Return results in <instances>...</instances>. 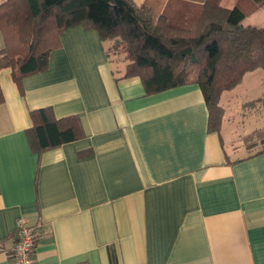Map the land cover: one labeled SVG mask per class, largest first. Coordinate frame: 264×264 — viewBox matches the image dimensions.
Here are the masks:
<instances>
[{"label": "crops", "instance_id": "obj_1", "mask_svg": "<svg viewBox=\"0 0 264 264\" xmlns=\"http://www.w3.org/2000/svg\"><path fill=\"white\" fill-rule=\"evenodd\" d=\"M199 5L167 0L164 9L181 21ZM242 24L264 29V5ZM60 43L47 70L20 84L0 72V264H13L20 219L38 232L36 264H264V148L250 153L244 140L237 157L227 133L236 92L241 116L252 106L264 120V70L222 94L213 131L198 84L147 94L92 27H71ZM39 110L51 121L77 117L80 137L41 149L29 137Z\"/></svg>", "mask_w": 264, "mask_h": 264}, {"label": "trees", "instance_id": "obj_2", "mask_svg": "<svg viewBox=\"0 0 264 264\" xmlns=\"http://www.w3.org/2000/svg\"><path fill=\"white\" fill-rule=\"evenodd\" d=\"M167 0H5L0 4V72L11 69L20 84L23 77L47 70L51 53L61 45L69 28H95L103 41L128 61L124 77H140L147 94L187 84H198L209 109V127L221 125L219 105L224 92L237 87L244 75L264 70V29L243 26L248 14L264 0H238L225 8L223 0H184L200 4L187 19L171 20L164 9ZM250 1V2H247ZM141 29L131 33L123 17ZM107 54L110 53L107 48ZM4 95L0 85V104ZM264 105V97L259 101ZM41 149L77 140L79 119L51 121L46 110L31 113ZM261 135L264 144V130Z\"/></svg>", "mask_w": 264, "mask_h": 264}, {"label": "rangeland", "instance_id": "obj_3", "mask_svg": "<svg viewBox=\"0 0 264 264\" xmlns=\"http://www.w3.org/2000/svg\"><path fill=\"white\" fill-rule=\"evenodd\" d=\"M223 5L227 6L228 5L227 1L224 2ZM114 43L115 42H107L110 58L112 59L116 69H121L123 70V72H125L128 61L126 60L124 53H122L120 50H116V48L114 47ZM249 79L250 80H247L243 84L245 90L247 89V86L253 83L252 81L253 77ZM249 90L253 91L252 88H250ZM240 103H241V93L236 92L235 94H232L231 111L229 113L231 118L227 126V133L230 136L231 141H233L234 143L236 142V147L238 149L237 151L238 153L236 154L237 157L245 155L247 153L246 148H244V143H243L244 140H245L244 141L245 145L249 147L250 153L259 151L264 148V146H262L260 143L261 142L260 134L247 137V134L252 133L253 131L259 128H263L264 120H260L259 116H257V118L256 117L254 118L250 115L252 106H249L247 110H245L244 113L245 116H241L242 111H240Z\"/></svg>", "mask_w": 264, "mask_h": 264}, {"label": "built area", "instance_id": "obj_4", "mask_svg": "<svg viewBox=\"0 0 264 264\" xmlns=\"http://www.w3.org/2000/svg\"><path fill=\"white\" fill-rule=\"evenodd\" d=\"M38 232L23 219L17 223L15 245L12 249L13 264H36L35 248Z\"/></svg>", "mask_w": 264, "mask_h": 264}]
</instances>
